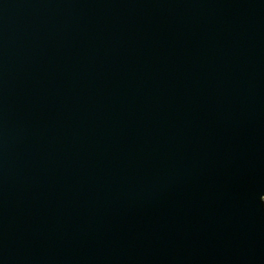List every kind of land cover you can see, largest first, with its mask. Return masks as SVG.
<instances>
[{
	"label": "water",
	"instance_id": "95a60500",
	"mask_svg": "<svg viewBox=\"0 0 264 264\" xmlns=\"http://www.w3.org/2000/svg\"><path fill=\"white\" fill-rule=\"evenodd\" d=\"M264 0H0V264H264Z\"/></svg>",
	"mask_w": 264,
	"mask_h": 264
},
{
	"label": "snow or ice",
	"instance_id": "6c2138e0",
	"mask_svg": "<svg viewBox=\"0 0 264 264\" xmlns=\"http://www.w3.org/2000/svg\"><path fill=\"white\" fill-rule=\"evenodd\" d=\"M259 200H260L261 204H264V195H261V196L259 197Z\"/></svg>",
	"mask_w": 264,
	"mask_h": 264
}]
</instances>
